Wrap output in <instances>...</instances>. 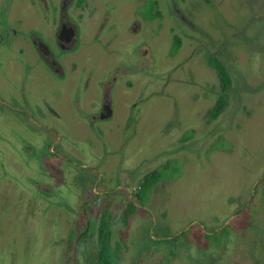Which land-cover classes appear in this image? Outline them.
I'll list each match as a JSON object with an SVG mask.
<instances>
[{
    "label": "rangeland",
    "instance_id": "rangeland-1",
    "mask_svg": "<svg viewBox=\"0 0 264 264\" xmlns=\"http://www.w3.org/2000/svg\"><path fill=\"white\" fill-rule=\"evenodd\" d=\"M98 4L97 20L86 18V45L65 55L80 66L86 53V96L103 89L101 81L109 78L103 73L112 69L114 58L136 65L131 59L142 43L156 60L154 78L142 82L138 69L122 75L124 70L117 69L113 114L92 126L72 107V75L57 77L42 62L27 66L0 55V264H63L60 234L67 228L64 222L80 213L82 203L86 210L92 202L106 204L122 195L133 169L139 175L166 162L169 171L153 188L150 209L137 205L138 217L134 211L139 220L133 234L153 244L169 243L159 241L168 233L160 222L172 231L190 226L191 233L201 224L221 223L235 209L230 224L207 234L208 239L222 238L232 228L228 251L242 264H264V0H183L178 7L192 26L178 17L173 20L169 0H162L157 8L170 14L154 18V25L161 26L152 34L144 21L139 32L131 31L136 0ZM26 12L20 28H48L35 13ZM105 12L110 18L97 39L95 29ZM110 33L114 37L106 41ZM173 33L182 35L174 55L169 53ZM211 35L218 47L225 43L232 53L233 58L227 53L220 57L230 67L236 89L225 111L209 121L207 111L219 86L201 55ZM197 41L199 49L192 54ZM127 79L130 88L125 87ZM205 96L210 97L207 103ZM48 106L56 115L44 108ZM40 119L57 129L63 148L46 147L44 137L51 142L56 135L41 126ZM89 134H99L102 140L88 142ZM186 134L189 137L181 141ZM89 178L94 194L88 191ZM39 183L49 187L42 197L52 203L47 208L42 200V214L35 221L33 205L26 203L39 193ZM244 215L245 223L240 221Z\"/></svg>",
    "mask_w": 264,
    "mask_h": 264
},
{
    "label": "flooded vegetation",
    "instance_id": "flooded-vegetation-1",
    "mask_svg": "<svg viewBox=\"0 0 264 264\" xmlns=\"http://www.w3.org/2000/svg\"><path fill=\"white\" fill-rule=\"evenodd\" d=\"M161 1L136 0L137 13L130 27L132 32L140 31L142 21L150 23L151 34L154 33V27L160 28V23L157 26L154 25V18H164L170 14L168 10L163 11L157 8V6L161 5ZM169 2L172 9L170 15L174 12L171 18L175 20V17H178L184 23L191 25L178 7V3H182L183 0H169ZM98 3H100V0H0V55L4 56V60L9 59L27 66L42 62L57 77L63 78L66 73L72 75L75 88L72 107L84 114V122L86 123L87 120V123L92 126L96 120L106 119L113 114L112 87L116 81L115 78L117 79L118 76L119 71L117 69L124 70L120 71V75L135 72L138 69L135 72L137 78H140L142 82H151L154 78V72L152 71H155L153 69L156 62L145 43H142L136 49V58L131 59L137 60L136 65H129L122 58L118 60L114 58L111 62L112 69L103 73V76L109 74V78L101 81L103 89L98 94L94 93L86 96V53H83L84 61L80 66L76 61H69L65 55L77 51L80 47L79 45H86V18L88 21L90 19L97 20L96 17L98 12H100ZM26 11L35 13L36 20L43 21L46 25H49L48 28L38 27L37 29L34 26L26 29L20 28L22 27L23 18L25 22ZM102 16L95 29V37L97 39H100L101 32L107 28L106 23L110 18L106 12ZM80 23H82V26H80ZM112 26L111 24L109 28L111 29ZM21 29L25 31H21ZM221 33L223 31H220ZM172 36L173 42H171L169 53L174 55L182 45V35L173 33ZM217 36L218 33H216ZM113 37L114 34L110 33L106 41H112ZM211 37L206 36L209 48L206 49L205 54L202 53L201 55L208 66L211 67L212 78L213 75L216 76L218 80L216 85L219 86L216 99L207 111L209 121L217 119L225 111L229 104L230 94L236 89L230 67L220 57V55L227 53L233 58L232 53L224 46L225 43L218 47L215 44V40H213L216 37L212 35ZM194 38L197 40L196 36ZM101 41H105L104 38ZM198 44V41L194 44L192 54L199 49L197 47ZM113 53L111 50L108 52L109 55ZM119 61H122V63H118ZM220 64L225 67L229 77V86L225 89L219 74ZM122 66L125 67L122 68ZM212 78L209 83H211ZM241 78L243 84L244 77ZM209 83L207 85L211 88ZM125 84L126 88H130L132 82L127 79ZM214 84L213 82L212 89ZM242 84L239 85L240 88ZM240 88L237 91L239 93L243 90ZM81 96H83L82 100H80ZM209 98L205 96V103L208 102ZM220 100L223 106L220 111L214 113ZM44 108L52 111L55 115L57 113L53 106ZM41 111L40 107L37 108L38 114L43 117L44 113ZM40 121H42L40 122L41 126L51 128L56 135L51 142L44 137L45 143L48 142L46 147L48 148L52 145V151L55 146L63 148L57 129L47 126L43 119H40ZM98 129L102 131V129ZM98 136L99 134H95V136L89 134L85 139L88 142L98 139L101 141L102 137L98 138ZM188 137L189 134L183 135V139L180 138V140L183 141ZM81 152L83 151L80 150ZM168 167L170 165L167 166L166 162L160 169L151 168L141 172L139 175L136 174L137 170L133 169L126 176L128 178L122 188V195L118 194L112 201H107L106 204H104L106 201H101V203L96 201V204L92 202L89 204V210H86V205L82 203V209L77 217L72 215L67 220V223L64 222L66 220L64 218L63 222L67 228L62 235L60 234V237L62 236L63 238H61L64 239V241L61 240L64 247L58 249L62 260H64L63 264H242L239 258H235V255L228 251L227 242L229 231L233 232L232 228L225 230L227 235L222 238L217 236L214 239H208L207 235L223 226L229 225L236 216L235 209L222 219L221 223L217 222L208 227L201 224L200 227L197 226L191 233H189L190 226L172 231L170 227L160 222L159 227L162 228L161 230L166 228L168 233L167 236H160L159 241L170 240L168 241L169 243L164 242L157 245L151 243L150 240H142L138 234H133L134 226L139 220L137 218L139 213L135 210L137 205L141 208L150 209V200L148 201V198L152 195V190L156 184L165 179L164 175L167 174ZM89 180L91 181L90 178ZM39 186V193L37 195L33 193V197H29L26 203L29 206L33 205L30 210L37 215L35 221H38V214H42V200L47 202V208H50L52 203V200L50 201L47 196L44 199L42 197V191L44 193L50 191L49 187L41 183L38 184ZM95 190L91 181L88 185V191L94 194ZM134 211L137 217L134 216ZM246 219L248 217L244 215L240 221L245 223ZM241 227L242 225H238V228ZM119 229H122L123 232L118 233ZM250 260L251 257L248 259L249 263ZM254 260L256 263H260L258 258L254 257Z\"/></svg>",
    "mask_w": 264,
    "mask_h": 264
},
{
    "label": "trees",
    "instance_id": "trees-1",
    "mask_svg": "<svg viewBox=\"0 0 264 264\" xmlns=\"http://www.w3.org/2000/svg\"><path fill=\"white\" fill-rule=\"evenodd\" d=\"M219 74H220V78L222 79V82H223V88L225 89V88H227L229 86V77H228L227 71L225 70V67L223 65H221V64L219 65ZM222 106H223V103L220 100L214 113L220 111Z\"/></svg>",
    "mask_w": 264,
    "mask_h": 264
}]
</instances>
